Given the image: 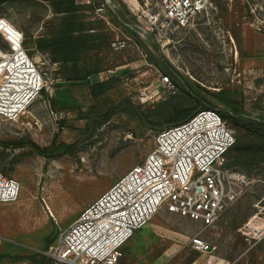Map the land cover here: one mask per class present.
<instances>
[{
	"label": "rangeland",
	"instance_id": "1",
	"mask_svg": "<svg viewBox=\"0 0 264 264\" xmlns=\"http://www.w3.org/2000/svg\"><path fill=\"white\" fill-rule=\"evenodd\" d=\"M77 2L95 3L94 8L81 9L80 15L101 20L97 30L106 35L103 48L81 61L98 65L99 73L82 81L66 80L62 71L71 64L56 61L50 51L37 47V40L58 20L49 0L0 3V16L24 31L29 54L47 79L54 80L52 89L19 119H0V138L29 139L41 146L57 137L76 142L74 151L51 158L31 146H0V170L22 186L17 200L0 202V264H71L45 253L55 244V229L66 228L84 207L142 162L161 131L118 111L89 134V115L97 113L91 112L92 106L107 112L131 98L147 107L184 93L175 76L165 72L162 55L207 104L230 108L216 95L229 90L241 110L264 116V0H216L184 26L166 20L153 0ZM114 9L135 34L113 18ZM114 76L119 79L104 95L97 99L90 94L92 83ZM166 76L175 85L172 91ZM229 161L260 181L211 226L161 210L127 242L119 264H264V155L234 153ZM196 235L211 248L196 250L192 243ZM36 253L45 257L35 259Z\"/></svg>",
	"mask_w": 264,
	"mask_h": 264
},
{
	"label": "built area",
	"instance_id": "2",
	"mask_svg": "<svg viewBox=\"0 0 264 264\" xmlns=\"http://www.w3.org/2000/svg\"><path fill=\"white\" fill-rule=\"evenodd\" d=\"M163 17L187 25L216 0H153ZM0 16V119H19L54 80L39 68L25 47V33L16 34ZM14 24V23H13ZM262 29V27H259ZM38 75H35V73ZM46 75V76H45ZM169 90L175 85L165 77ZM237 141V129L213 107L166 127L155 137V148L111 187L58 231L45 253L71 264H119L124 246L137 230L161 210L214 225L221 215L259 181L229 165L227 152ZM21 183L0 170V202L17 200ZM198 251L210 249L200 235L192 238Z\"/></svg>",
	"mask_w": 264,
	"mask_h": 264
},
{
	"label": "trees",
	"instance_id": "3",
	"mask_svg": "<svg viewBox=\"0 0 264 264\" xmlns=\"http://www.w3.org/2000/svg\"><path fill=\"white\" fill-rule=\"evenodd\" d=\"M4 1L7 0H0V3H3ZM49 1L53 5L54 12L59 15L58 20L51 23L49 25L48 33L37 40V47L39 49L50 51L54 60L63 62L67 65L71 64L66 66L62 71L66 80H87L91 75L99 73L100 68L98 65L90 67L85 63L81 64V61L90 52L102 49L106 38L104 31L97 30L98 28L100 29L99 24H101V20L97 21L92 18L85 19L80 15L81 9L94 8L95 3L90 2L81 5L77 0ZM112 15L119 23L127 27V19L124 18L117 9L113 10ZM127 29L130 30L129 26ZM130 32L135 34V32L131 30ZM136 38L141 41L137 36ZM150 54L152 60L156 64L161 65L154 54L152 52H150ZM161 57H163L166 62L165 65H167L165 67V72L175 76V83L184 91V93H174L147 107L135 103L131 98H126L125 100L118 102L107 112H101L99 109H96V106L94 108L92 106L91 112L97 113L89 115L91 118V121L89 120V125H87L90 128L89 134L94 133L100 125L110 119V117L118 111H123L136 116L148 128L162 130L166 127L186 121L201 109L213 107L218 109L225 118H228V120L230 119L232 122L231 124L237 129V141L227 152L229 165H232L229 161V157H233L234 153H258L264 155V116H254L250 112L241 110L237 101L231 99V91L229 90H223L216 93V95L230 108L220 109L211 103L207 104L200 99L198 94L192 93L189 90L188 86L184 83L165 56L162 55ZM118 79V76H114L92 83L90 85V94L94 98H100L114 86ZM190 97L197 100L198 103H193ZM84 114L85 113L83 112V115ZM0 146L3 149L8 147L15 148L31 146L36 149L39 154L51 158L74 151L76 142L70 143L57 137L53 139L51 144L41 146L34 140L29 139L6 141L0 138ZM43 256L45 257V255L41 253H36L32 257L38 259Z\"/></svg>",
	"mask_w": 264,
	"mask_h": 264
},
{
	"label": "bare ground",
	"instance_id": "4",
	"mask_svg": "<svg viewBox=\"0 0 264 264\" xmlns=\"http://www.w3.org/2000/svg\"><path fill=\"white\" fill-rule=\"evenodd\" d=\"M12 24V26H10V24L8 23V22H6L5 20H4V23H2V25L6 28V29H8V30H10V34L12 35V36H14L15 34H16V26H15V24H13V23H11ZM35 73V72H34ZM35 75H38V73H35Z\"/></svg>",
	"mask_w": 264,
	"mask_h": 264
},
{
	"label": "water",
	"instance_id": "5",
	"mask_svg": "<svg viewBox=\"0 0 264 264\" xmlns=\"http://www.w3.org/2000/svg\"><path fill=\"white\" fill-rule=\"evenodd\" d=\"M107 2H110L111 0H105ZM58 234V229H55L54 233L52 234V238L55 239L57 237Z\"/></svg>",
	"mask_w": 264,
	"mask_h": 264
}]
</instances>
